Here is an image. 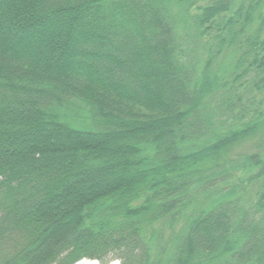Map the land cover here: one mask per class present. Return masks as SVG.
I'll use <instances>...</instances> for the list:
<instances>
[{"label":"trees","instance_id":"trees-1","mask_svg":"<svg viewBox=\"0 0 264 264\" xmlns=\"http://www.w3.org/2000/svg\"><path fill=\"white\" fill-rule=\"evenodd\" d=\"M264 264V0H0V264Z\"/></svg>","mask_w":264,"mask_h":264},{"label":"rangeland","instance_id":"rangeland-1","mask_svg":"<svg viewBox=\"0 0 264 264\" xmlns=\"http://www.w3.org/2000/svg\"><path fill=\"white\" fill-rule=\"evenodd\" d=\"M77 264H101L98 261H94V260H82L80 262H78ZM111 264H119L118 262H113Z\"/></svg>","mask_w":264,"mask_h":264}]
</instances>
